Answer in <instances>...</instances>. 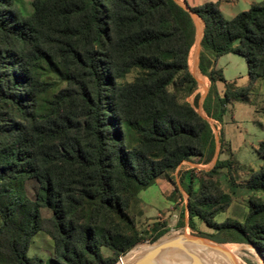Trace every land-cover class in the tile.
Listing matches in <instances>:
<instances>
[{
	"label": "trees",
	"instance_id": "1",
	"mask_svg": "<svg viewBox=\"0 0 264 264\" xmlns=\"http://www.w3.org/2000/svg\"><path fill=\"white\" fill-rule=\"evenodd\" d=\"M185 4L203 22L197 67L210 86L202 109L220 123L230 100L264 77V0L231 19L215 2ZM194 38L193 18L177 0H33L27 15L16 0H0V264H41L28 251L42 208L51 210L49 264H113L144 241L130 211L139 191L169 179L182 161L206 164L215 153L212 127L194 108L200 95L193 106L186 101L197 88L187 62ZM227 53L245 59L246 87L215 68ZM52 76L63 85L54 92ZM257 152L262 164L246 186L264 195V140ZM227 165L217 159L208 174ZM187 194L190 229L198 218L234 232L230 241L252 245L264 260L260 196H250L243 222L217 223L225 193L207 181ZM157 227L151 242L166 233Z\"/></svg>",
	"mask_w": 264,
	"mask_h": 264
},
{
	"label": "rangeland",
	"instance_id": "2",
	"mask_svg": "<svg viewBox=\"0 0 264 264\" xmlns=\"http://www.w3.org/2000/svg\"><path fill=\"white\" fill-rule=\"evenodd\" d=\"M32 1L16 0V4L20 11L27 15L32 11ZM230 1H232L230 4L223 0L218 3L225 19L233 18L247 8L242 5L241 0ZM259 1L261 0H256V2ZM177 2L185 6L182 0H177ZM200 20L199 17L193 19L195 38L187 59L189 71L199 81H197L196 90L186 98V101L193 106L194 95H200L198 106L194 108L208 119L212 127L216 142L215 153L213 159L206 164L197 157L191 158L190 161H182L170 173L169 179L157 178V183L155 181L154 184L139 191L130 204V211L136 229L144 241L137 243L131 249L136 247L151 249L160 242L162 247L151 252V254L183 252L189 258L197 261V253L199 252L206 255L209 264H264L263 258L255 247L247 243L230 241L236 236L234 232H218L206 226L198 218L194 219L195 230L188 226L187 189L190 188L193 193H197L203 183L207 181H212L228 197V205L214 217V221L217 223L225 220L243 222L249 212V198L252 194L260 196L264 201V195L253 193L246 186L250 175L257 171L262 164L257 149L260 141L264 140V77L254 83L246 97L230 100L220 123L208 118L202 109V102L210 82L196 67L198 43L203 31V22L201 23L202 20ZM215 67L222 71L226 82L233 83L235 87L248 85V66L242 56L235 53L221 55L216 59ZM136 74V71L132 70L126 75L125 80L131 81ZM52 81L56 85L52 90L53 92L63 86L54 76H52ZM216 87L222 95L224 84L218 81ZM217 159L227 161L228 165L216 168L209 175L208 172L212 170ZM26 189L32 196L36 191V185L33 181H29L26 184ZM182 214L184 215L183 223L180 225L179 221ZM50 217V208H42V229L32 237L28 251V256L32 259L41 260V264H49L50 259L54 256ZM156 224L158 229H164L166 233L156 241L151 242L150 240L155 234L153 227ZM189 236L201 237L215 244L210 242L205 243L206 245L194 243ZM213 237L220 239L215 240ZM216 244H221V248L226 250L231 259L221 255L215 247ZM101 250L104 257L112 256L109 249L102 247ZM123 255H120L118 259Z\"/></svg>",
	"mask_w": 264,
	"mask_h": 264
},
{
	"label": "bare ground",
	"instance_id": "3",
	"mask_svg": "<svg viewBox=\"0 0 264 264\" xmlns=\"http://www.w3.org/2000/svg\"><path fill=\"white\" fill-rule=\"evenodd\" d=\"M201 36V35H200ZM206 245V244H204ZM151 247V246H150ZM162 244L159 242L156 247L151 249L146 247H136L131 249L124 256H121L115 263L116 264H134L140 259L151 256V260L156 264H209L206 255L197 253V261L189 258L183 252H172V253H162L158 255L151 254V252L161 248ZM215 247H221L220 245H215ZM199 259V260H198ZM114 264V263H113Z\"/></svg>",
	"mask_w": 264,
	"mask_h": 264
},
{
	"label": "water",
	"instance_id": "4",
	"mask_svg": "<svg viewBox=\"0 0 264 264\" xmlns=\"http://www.w3.org/2000/svg\"><path fill=\"white\" fill-rule=\"evenodd\" d=\"M184 5L185 6H183L187 11H189L190 12V14H191V16H192V18L194 19L195 17H198L195 13H193V12H191L190 10H189V8L186 6V4L184 3ZM203 32V31H202ZM201 37H202V33H201ZM200 40H201V38H200ZM200 41H199V43H198V49H197V61H196V67H197V65H198V55H199V51H200ZM197 81H199V80H197ZM208 120V119H207ZM189 238H190V240L192 241V242H194V243H203V244H205V243H212V244H215L214 242H212V241H207V240H205V239H203V238H201V237H193V236H189ZM216 245H221V244H216ZM217 249V251L221 254V255H223V256H225V257H227V259H231L230 258V255L226 252V250H224L223 248H221V247H217L216 248ZM125 255V254H124ZM123 255V256H124ZM121 258V257H120ZM119 258V259H120ZM117 263V262H116ZM116 263H114V264H116ZM134 264H156V263H154L152 260H151V256L149 255V256H146V257H144V258H142V259H140L139 261H137V262H135Z\"/></svg>",
	"mask_w": 264,
	"mask_h": 264
},
{
	"label": "crops",
	"instance_id": "5",
	"mask_svg": "<svg viewBox=\"0 0 264 264\" xmlns=\"http://www.w3.org/2000/svg\"><path fill=\"white\" fill-rule=\"evenodd\" d=\"M184 3H187V5H189V6H191V7H193V6H198L199 4H201V3H205V2H215V3H220L221 2V0H188V2H187V0H182ZM223 1H225L226 3H229L230 4V2H232V1H230V0H223ZM237 1H240V0H237ZM242 1V5H244V6H246L247 8H246V10H248L249 8H250V6H251V4L252 3H254V2H256V0H241ZM218 8H219V10H220V12H221V6H220V4H218ZM246 10H244V11H246ZM201 21V20H200ZM202 23V22H201ZM215 66H216V62H215ZM216 68V67H215ZM217 69V68H216ZM158 182V180L156 181V183ZM205 224V223H204Z\"/></svg>",
	"mask_w": 264,
	"mask_h": 264
}]
</instances>
